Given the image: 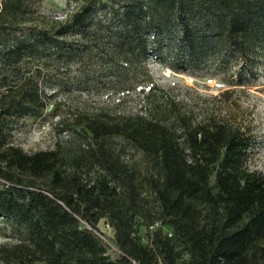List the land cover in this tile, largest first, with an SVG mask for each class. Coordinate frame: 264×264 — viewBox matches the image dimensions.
<instances>
[{"label":"trees","instance_id":"obj_1","mask_svg":"<svg viewBox=\"0 0 264 264\" xmlns=\"http://www.w3.org/2000/svg\"><path fill=\"white\" fill-rule=\"evenodd\" d=\"M38 1L0 0V219L33 245L2 246L11 261L264 264V173L246 165L250 128L220 111L198 120L147 69L151 58L246 85L264 56V0H68L63 20L39 15ZM68 35L81 44L65 52ZM89 52L92 87L118 91L141 75L148 113L77 114L79 141L24 152L12 141L14 121L41 118L53 97L39 85L41 68L83 63ZM88 78L84 71L83 89ZM127 149L143 162L127 159ZM102 219L116 261L80 222L98 231ZM156 224L169 230L143 244L138 228Z\"/></svg>","mask_w":264,"mask_h":264},{"label":"rangeland","instance_id":"obj_2","mask_svg":"<svg viewBox=\"0 0 264 264\" xmlns=\"http://www.w3.org/2000/svg\"><path fill=\"white\" fill-rule=\"evenodd\" d=\"M73 3L68 0H39L35 4L39 15L63 20L68 11L72 10ZM24 30V29H22ZM91 43V35L88 37ZM81 44L78 37L66 36L62 40L64 51L69 46ZM84 62L74 59L70 64H61L57 69L55 66L41 68L38 82L47 95L52 99L44 110L41 118H22L13 123L12 141L26 153L39 150L54 149L57 143L65 144L80 140L82 127L76 125L77 114L98 115L108 113L110 116H127L148 113L149 104L146 96L149 85L141 75L132 80L130 86L115 91L102 85L93 88L91 84V52L84 53ZM34 68H36L34 66ZM155 59L147 61V69L152 77L153 83L167 91L176 103L185 109H193L198 120L207 112L220 111L222 115L231 114L242 125L250 128L252 143L246 151V165L250 170L264 173V56L258 63V76L250 80L244 86H231L227 83L228 77L215 73L210 68L196 71H174ZM31 71L27 74H31ZM87 71L89 78L86 81L87 89H83L79 83L82 82L83 72ZM54 89V90H53ZM226 89H234L229 99L219 96ZM155 98L160 103L165 101L159 93L155 92ZM127 159L135 162H143V155L139 151L127 149ZM81 222L82 227L92 230L101 240L105 248V255L111 260H118L121 253L113 244V230L102 219L97 224L98 231H94ZM161 229L165 234L169 227L156 224L146 228L140 226L138 233L143 244H147L154 231ZM24 245L32 248L30 241H20L17 233L12 230L7 221L0 219V264H13L8 250L2 246ZM8 257L7 263L2 259ZM183 259L188 255L183 252ZM16 264V263H14ZM35 264H46L43 260H36ZM132 264H135L132 262Z\"/></svg>","mask_w":264,"mask_h":264},{"label":"bare ground","instance_id":"obj_3","mask_svg":"<svg viewBox=\"0 0 264 264\" xmlns=\"http://www.w3.org/2000/svg\"><path fill=\"white\" fill-rule=\"evenodd\" d=\"M166 71L168 72L169 71V68H166Z\"/></svg>","mask_w":264,"mask_h":264},{"label":"built area","instance_id":"obj_4","mask_svg":"<svg viewBox=\"0 0 264 264\" xmlns=\"http://www.w3.org/2000/svg\"><path fill=\"white\" fill-rule=\"evenodd\" d=\"M168 236H171L170 234H168ZM136 264V263H135Z\"/></svg>","mask_w":264,"mask_h":264}]
</instances>
